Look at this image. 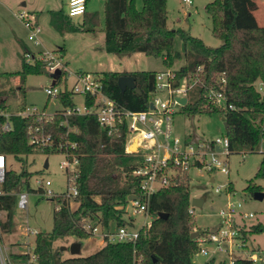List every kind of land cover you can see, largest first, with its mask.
<instances>
[{
  "label": "trees",
  "instance_id": "obj_1",
  "mask_svg": "<svg viewBox=\"0 0 264 264\" xmlns=\"http://www.w3.org/2000/svg\"><path fill=\"white\" fill-rule=\"evenodd\" d=\"M88 2V0H87ZM137 8L134 0L103 1L104 50L110 54H129L142 52L147 56L161 57L165 65L170 66L177 60L184 64L174 70L175 83L201 67L200 82L188 93V101L182 107L185 114L224 115L225 135L229 140V154L236 148L259 150L264 131V107L254 88L257 79H264V25H259L254 15L256 0H210L204 6L211 19L212 35L221 41L216 47L207 46L199 37L191 35L181 28H169L167 25L166 0H141ZM77 25L62 10L50 11V24L60 33L85 31L86 25L95 26L99 22L97 11L81 16ZM176 39L181 42V50L175 46ZM62 56V47L53 50ZM31 52L23 47L20 55V69L11 73H0V110H6L8 93L13 96L12 88L5 90L1 80L15 75L19 77L17 89L24 92L25 79L30 74L46 73L45 61L32 53L28 60L24 54ZM37 54L39 55L40 52ZM157 71H104L100 78L104 92L118 104L131 110L147 108L149 93L155 88ZM225 76V101L233 108H220L207 96L209 88L218 89V75ZM122 75L134 77L135 86L121 92L117 79ZM58 100L63 108L73 105L69 92H62ZM21 106H24L22 104ZM12 128L0 132V153L18 160L22 167L19 172L7 171L4 187L7 191L29 186L32 173L24 166L26 157L34 153H62L52 147H39L29 142V135L39 127L51 134L54 142H65L70 156L78 159L74 185L78 191V206L71 210L66 199L52 198L60 204L54 210L53 225L49 232H38L34 238L38 264H192L196 249L190 234L191 206L188 177L180 176L170 188L161 189L150 196L148 212L151 222L139 231L136 241L110 242L104 238L103 245L86 256L62 258L61 250L53 247V242L65 237L85 239L92 234L82 228L87 221L109 229L132 227V219L125 218L127 197L137 193L138 179L132 174L137 156L124 150L122 136H114L100 129L93 114L70 116L69 128L59 125L60 116H54L49 122L38 121L34 116H11ZM0 121L3 117L0 116ZM75 143L74 147L70 144ZM255 178H264V153ZM245 190L253 195L264 192V187L249 180ZM15 196L8 194L0 197V209L6 211L3 231L8 232L15 209ZM165 213L166 217H160ZM248 232H263L258 223L250 226ZM247 234V232H244ZM22 256L11 254V258ZM210 259L205 264H213ZM222 260L220 264H224ZM234 264H254L246 258H238ZM264 264V263H263Z\"/></svg>",
  "mask_w": 264,
  "mask_h": 264
},
{
  "label": "built area",
  "instance_id": "obj_2",
  "mask_svg": "<svg viewBox=\"0 0 264 264\" xmlns=\"http://www.w3.org/2000/svg\"><path fill=\"white\" fill-rule=\"evenodd\" d=\"M182 1L186 4L192 3V0ZM86 7L87 0H68L66 13L69 17L82 16L86 11ZM17 17L28 31L27 39L34 45H39L41 43L38 37L40 33L39 25L24 11L17 13ZM24 56L28 60L33 57L32 52H27ZM37 56L44 59L45 71L54 82L44 88L46 95L58 99V95L66 91L70 93L72 98L77 95L81 96L82 105L78 106L73 101V105L63 108L60 104V108L55 109L52 113H47L45 108L39 109L35 105L20 106V109L15 112L0 110V116L3 117V121H0V132L11 130V116H34L38 121L49 122L54 116L58 115L60 116L59 125L69 128L68 118L70 116L93 114L100 129L110 135L123 137L125 152L137 156L136 166L132 174L138 179L137 193H131L135 195V198L132 200L127 198L125 209L129 207L131 215L142 214L146 218L137 228L134 226H121L116 227L113 232H102L101 237L103 240L106 237L110 242L134 243L140 229L150 225L151 220L147 219V216H150L148 212L150 196L161 189L170 188L187 171L190 172L191 169H194L205 171L208 174L213 171L228 173L229 140L226 135L213 140H191L174 132L173 116L187 103L189 91L200 82V66L197 67L196 72L182 76L177 84H174V71L168 68L157 71L155 88L149 93L147 108L144 110H131L109 97L103 90L101 78L90 73H72V81L68 85L67 78L70 76V72L65 73L66 65L60 53L44 51L40 52L39 55L37 54ZM56 70H60V73L56 74ZM59 83L61 84L60 88L58 87ZM218 83V89L209 88L207 91L208 98L220 108H233L231 104H227L225 101L226 80L223 73L218 75ZM254 88L259 94L264 107V79H257L254 82ZM160 92H164V96H160ZM177 97H185V104H180L176 100ZM150 103L153 105L152 108L149 106ZM262 140H264V131ZM29 142L39 147L55 146L62 152L64 160L60 162L59 166L61 169H65L68 174L67 190L61 194L54 193L49 187L51 182L48 179L35 178L33 191L27 189L7 191L4 183L10 155L0 153V197L14 194L15 208L26 210L29 192H37L49 198L62 197L67 200L71 210L75 209L79 204L76 200L78 191L74 185L78 159L68 154L66 150L67 143L54 142L51 134L39 127H35L30 133ZM75 145V143L70 144L71 147ZM211 181H213V178L210 179ZM73 205L75 206L73 207ZM241 206V202L227 201L225 206L218 211L220 217L218 224L207 227L202 232H197V235L193 238L196 245L193 256L200 255L208 260H223L226 264H234V261L238 258H246L254 264L264 263V255L260 251H253L248 248L247 234H244L248 228H244V223L250 218H254V214L252 212L242 213L240 211ZM55 209L59 210L60 204H56ZM127 212L126 210V215ZM189 213H193L192 206L189 208ZM5 220L6 211L0 209V264H38L34 241L33 244L29 242L30 235L35 238L38 231L25 225L24 235L27 236L28 240L23 245V250L9 252L3 241V234L7 232L3 231L1 227ZM82 228L90 234L99 232L98 225H93L87 221L82 224ZM11 254L22 257L18 260H12ZM135 264H142V262L137 259ZM192 264L201 263L192 262Z\"/></svg>",
  "mask_w": 264,
  "mask_h": 264
},
{
  "label": "rangeland",
  "instance_id": "obj_3",
  "mask_svg": "<svg viewBox=\"0 0 264 264\" xmlns=\"http://www.w3.org/2000/svg\"><path fill=\"white\" fill-rule=\"evenodd\" d=\"M136 7H141V0H134ZM210 0H192L191 4H185L181 0H166L167 16L171 28H181L191 35L202 38L207 46L216 47L221 41L215 38L211 32V19L204 6ZM257 9L254 12L259 25H264V0H256ZM22 3H26L23 6ZM67 10L66 0H0V73L16 72L20 69V55L23 47H27L37 55L35 50H56L59 47L64 49L63 61L67 62L66 74L70 72L67 83L72 81V73L85 72L96 77H100L104 71H162L167 68L174 71L184 64V60H177L170 66L165 65L161 57L147 56L142 52L114 55L107 53L103 47L102 37L92 31L84 32H63L55 30L50 24V11ZM24 11L27 14L31 11L36 17L40 27L38 37L42 46L34 45L27 39L28 31L22 21L17 17V13ZM30 15V14H29ZM71 22L78 24L82 22L81 16L71 17ZM100 38V40H99ZM179 39H176L177 48ZM34 50V51H32ZM196 78V76H195ZM5 84V90L12 88L13 96L8 93L6 97V111L15 112L22 104L35 105L39 109L45 108L47 113H52L60 108L59 100L48 97L44 88L52 83L48 73L30 74L25 79L24 92L15 89L19 84L17 75L6 80H1ZM58 87H61L59 83ZM164 96V92L159 93ZM73 101L82 105V97L74 96ZM174 132L182 137L191 135L194 140H213L225 135L224 115L222 113L212 114H185L180 108L173 116ZM134 149V148H133ZM264 153V140L261 139L259 150L250 151L247 148H236L227 156L228 173L213 171L208 174L205 171L191 169L187 171L188 187L190 196L203 198L201 207H193L191 213L192 231L202 232L207 227L216 226L220 221L218 211L225 206L227 201L241 202L240 211L252 212L254 218H250L244 223L247 231L248 248L253 251H260L264 255V231L249 233L250 226L260 223L264 227V199L255 200L252 195L245 190L249 180L264 187V178H255V173ZM64 160L62 153H34L26 157L25 167L32 176L29 178V186L34 187L35 178L48 179L49 186L54 193L61 194L68 188V174L65 169L60 168V162ZM47 161V167L44 163ZM22 165L13 158L8 157L7 168L13 172H19ZM213 181L210 182V179ZM25 188H21V190ZM56 202L52 198L40 195L37 192H29L28 205L26 210L14 209L9 231L3 234L4 244L9 252L23 250V245L27 242L24 235V226L36 229L38 232H49L53 225V213ZM75 205H73L74 207ZM125 218L133 221L134 227H139L144 221L142 214L131 215L129 207L126 209ZM129 216V217H128ZM151 220L150 216H147ZM99 226V232L89 236L90 238L77 239L75 237H65L53 242V247H65L61 250L62 258L72 256H86L96 250L103 242L101 233L103 228ZM114 223L109 228L114 230ZM102 240V241H101ZM34 236L30 235L29 242L33 244ZM72 242L80 243V250L72 254L68 248ZM195 253V252H194ZM12 260H17L13 259ZM210 260V259H209ZM200 255L193 256V263H207L209 261ZM225 262V261H224ZM213 264H220L214 259ZM226 264V262L224 263Z\"/></svg>",
  "mask_w": 264,
  "mask_h": 264
},
{
  "label": "water",
  "instance_id": "obj_4",
  "mask_svg": "<svg viewBox=\"0 0 264 264\" xmlns=\"http://www.w3.org/2000/svg\"><path fill=\"white\" fill-rule=\"evenodd\" d=\"M59 73H60V70H56V74H59ZM53 83L54 82H52V84ZM117 85H118L119 89L121 90V92H124L126 89H132L137 94H141V91L135 86L134 77L131 75L119 76V78L117 79ZM176 100L182 105H184L186 102L185 97H177ZM149 106H150V108L153 107V105L151 103L149 104ZM46 167H47V161H45V163H44V168H46ZM252 197L255 200H263L264 199V192L256 191L253 193ZM127 198H128V200H132L135 198V195L129 194ZM203 202H204L203 198H197V197H192L190 200V204L192 207H201L203 205ZM158 215L160 217H166L165 213H159ZM196 235H197V232L193 231L190 234V238L193 239ZM68 248L72 254H76L79 252L80 243L79 242H72L69 244ZM63 249H65V247L60 248V250H63Z\"/></svg>",
  "mask_w": 264,
  "mask_h": 264
},
{
  "label": "crops",
  "instance_id": "obj_5",
  "mask_svg": "<svg viewBox=\"0 0 264 264\" xmlns=\"http://www.w3.org/2000/svg\"><path fill=\"white\" fill-rule=\"evenodd\" d=\"M68 0H66V3H67ZM103 1L104 0H88L87 2V7H86V11L87 12H94V11H97L99 13V22L97 25L95 26H91V25H86L85 26V31H92L93 33L92 34H95L97 33L99 35V37L101 36L102 37V41H103V47H104V33H103ZM182 1V0H181ZM183 2V1H182ZM184 3V2H183ZM186 4V3H185ZM23 6H26V3H22ZM51 11H56V10H51ZM30 14V15H29ZM29 17H31L36 23H37V19L36 17L32 14V12L30 11L29 12ZM169 19H168V16H167V25L169 28L170 25H169ZM38 24V23H37ZM175 29V28H173ZM81 32H84V31H81ZM202 39V38H201ZM100 40V38H99ZM203 40V39H202ZM40 45L42 46V48H45L44 45L42 43H40ZM182 48V45H181V42H179L178 46H177V49L181 50ZM31 50V49H30ZM34 51V50H32ZM36 52H44V51H49L47 49L45 50H42V49H37L35 50ZM50 51H53V50H50ZM114 55H117V54H114ZM63 57V56H62ZM65 64L67 65V62H65ZM118 72H122V71H118ZM187 138L191 139V140H194V138L191 136V135H187ZM197 140V139H196ZM199 140V139H198ZM204 140V139H202ZM116 229V227L114 228V230ZM114 230H110V229H104L103 228V231H108V232H113ZM90 238V237H88ZM102 241V240H101ZM104 242V241H103ZM102 242L100 243L98 249L102 246ZM80 250V249H79Z\"/></svg>",
  "mask_w": 264,
  "mask_h": 264
}]
</instances>
